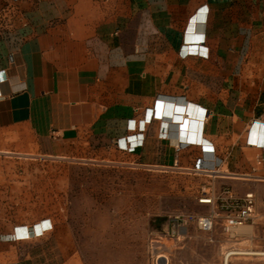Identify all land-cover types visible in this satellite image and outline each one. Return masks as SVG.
Listing matches in <instances>:
<instances>
[{"label": "crops", "instance_id": "crops-1", "mask_svg": "<svg viewBox=\"0 0 264 264\" xmlns=\"http://www.w3.org/2000/svg\"><path fill=\"white\" fill-rule=\"evenodd\" d=\"M162 102L201 109L210 145L180 137ZM263 119L264 0H0V264L64 263L26 161L117 154L201 174L212 235L216 206L246 193L264 220Z\"/></svg>", "mask_w": 264, "mask_h": 264}, {"label": "rangeland", "instance_id": "rangeland-1", "mask_svg": "<svg viewBox=\"0 0 264 264\" xmlns=\"http://www.w3.org/2000/svg\"><path fill=\"white\" fill-rule=\"evenodd\" d=\"M26 162L23 170L17 166L32 181L25 191L46 194L59 214L63 264H224L230 250L240 253L230 254L227 264H264V254L244 253L264 250V220L254 207L243 224L249 232L212 235L199 228L196 219L208 215L200 204L213 203L199 202L210 197L201 194V174L142 167L117 154ZM175 216L189 220L178 229Z\"/></svg>", "mask_w": 264, "mask_h": 264}, {"label": "built area", "instance_id": "built-area-1", "mask_svg": "<svg viewBox=\"0 0 264 264\" xmlns=\"http://www.w3.org/2000/svg\"><path fill=\"white\" fill-rule=\"evenodd\" d=\"M4 11L3 13H5ZM264 126V119L262 121ZM259 146L264 150V139L259 144ZM264 167V165H263ZM202 198L199 199V202L202 203H212V198H204L206 201H201ZM218 207L225 213L224 223L221 226V229L225 233H231L237 227L242 226L247 221L251 219L253 207H254V197L252 193H246L241 198L231 199L227 201H222L218 204ZM216 219V214L210 212L207 216L198 217L196 219L197 225L200 229L210 232L213 229V222ZM189 219L182 216H175L172 218V221L175 224V228H182V226ZM230 255V254H229ZM228 255V256H229Z\"/></svg>", "mask_w": 264, "mask_h": 264}, {"label": "bare ground", "instance_id": "bare-ground-1", "mask_svg": "<svg viewBox=\"0 0 264 264\" xmlns=\"http://www.w3.org/2000/svg\"><path fill=\"white\" fill-rule=\"evenodd\" d=\"M157 110L158 111L160 110V114H164L167 117L170 116V118L172 120H180V123L177 124L178 125V128L177 129H178V133L180 134V137L184 138L185 141L200 142V143H203V146L204 147L210 145L207 141H205L204 139H202L200 137V135L198 134L200 120L199 119H196V117H202L203 116V113L201 112V109L196 108L195 106L190 105V104H188V105H186V104L185 105H182V104H174L173 102L172 103H166V104H164L162 102L161 103V106H157ZM170 122H172V121H170ZM255 123H257V122H255ZM194 127H195L194 137L193 138H190V137L188 138L187 137V134H188L189 129L190 128H194ZM190 134H191V132H190ZM211 161H213V160H211ZM209 163H210V161H209ZM211 165H213V164H210V166ZM203 166H204V164H203ZM201 201H206V199L202 198ZM248 227L245 226V225L244 226L242 225V226H239L237 228H239L240 230H242L244 232H249V229L250 228H248ZM232 253L234 254V253H240V252L234 251V250L227 251L225 253V255H224V264H227L228 255L229 254H232ZM244 253L264 254V250H261V251H258V252H253V251L250 250V251H246Z\"/></svg>", "mask_w": 264, "mask_h": 264}]
</instances>
